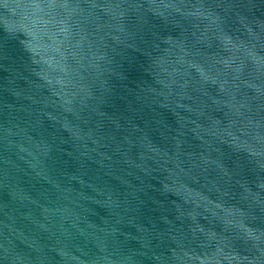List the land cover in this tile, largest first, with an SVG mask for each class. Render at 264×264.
Returning a JSON list of instances; mask_svg holds the SVG:
<instances>
[{
    "label": "water",
    "instance_id": "1",
    "mask_svg": "<svg viewBox=\"0 0 264 264\" xmlns=\"http://www.w3.org/2000/svg\"><path fill=\"white\" fill-rule=\"evenodd\" d=\"M0 264H264V0H0Z\"/></svg>",
    "mask_w": 264,
    "mask_h": 264
}]
</instances>
